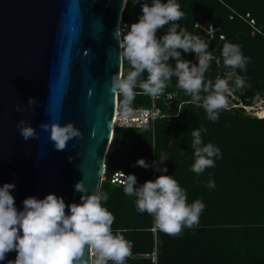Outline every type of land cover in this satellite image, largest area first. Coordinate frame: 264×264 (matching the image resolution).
<instances>
[{
    "label": "trees",
    "instance_id": "trees-1",
    "mask_svg": "<svg viewBox=\"0 0 264 264\" xmlns=\"http://www.w3.org/2000/svg\"><path fill=\"white\" fill-rule=\"evenodd\" d=\"M147 2L150 4L151 0ZM176 2L184 13L177 22L181 28L198 36L203 34L201 26L207 23L217 30L214 37L219 44L218 52L225 43H232L248 58L246 71L235 70L245 81L241 91H235L240 102L250 106L255 95H264V0ZM140 15V3L127 0L123 22L131 25ZM170 26L159 30L157 38ZM192 55L182 53V59L189 61ZM217 58L220 57L215 55L210 59L205 73V79L213 83L222 76L221 72L231 70L224 67L222 60L217 65ZM169 63L175 66L172 60ZM130 70L122 57V77ZM146 76L143 74L140 80ZM176 85L177 78L172 77L164 93L155 98L137 88L130 111L154 107L160 116L148 128L114 129L100 189L108 197L102 201L103 206L115 217L113 232L119 231L131 242L136 255H150L156 246V264H264V118L248 116L242 108H232L221 111L215 122L210 121L205 111L189 103L190 97ZM117 109L124 112L121 93L117 96ZM263 116L264 113L259 117ZM201 128L207 129L201 132L203 144L212 143L221 155L215 158L214 167L197 175L190 170L194 162L191 132ZM139 159L150 167L134 166ZM157 168L168 171L161 173ZM116 172L134 174L146 181L161 174L172 175L186 191L189 204L200 200L205 205L198 225L184 228L178 236L158 231L152 216L137 212L136 198L125 195L123 187L110 183ZM209 180L215 183L212 189L207 186ZM124 264L153 263L150 258L136 257L125 258Z\"/></svg>",
    "mask_w": 264,
    "mask_h": 264
},
{
    "label": "water",
    "instance_id": "water-1",
    "mask_svg": "<svg viewBox=\"0 0 264 264\" xmlns=\"http://www.w3.org/2000/svg\"><path fill=\"white\" fill-rule=\"evenodd\" d=\"M124 3L0 0V185H15L17 210L24 199L48 194L78 204V181L88 194L100 192L114 133L113 82L122 76L114 34ZM69 123L81 135L57 151L51 127ZM23 126L35 136L25 141ZM15 257L9 252L0 264ZM84 259H90L87 250Z\"/></svg>",
    "mask_w": 264,
    "mask_h": 264
},
{
    "label": "clouds",
    "instance_id": "clouds-1",
    "mask_svg": "<svg viewBox=\"0 0 264 264\" xmlns=\"http://www.w3.org/2000/svg\"><path fill=\"white\" fill-rule=\"evenodd\" d=\"M136 3L141 7L137 22L128 25L127 30L118 27L114 34L121 55L131 69L126 77L118 76L113 82V89L124 97V115L130 112L129 105L138 94L137 88L143 94L159 97L169 86L171 78L176 77V86L190 97L189 103L202 108L207 119L215 122L220 112L228 108L224 93L230 90L229 81L234 79L236 88L244 87L243 77L235 70L246 71L248 58L238 45L225 43L221 55L224 66L231 69L227 78L218 77L215 83L206 80L205 73L210 67L208 45L217 31L209 36L205 28L209 26L207 23L201 26L203 34L198 36L181 28L177 22L184 13L176 0H151L150 4L147 0H136ZM168 25L171 26L167 27L166 33L157 38V32ZM182 53L194 54L197 63L183 60ZM170 60L175 62L174 67ZM145 73L146 79L141 81L140 77ZM29 101L34 102V98L30 97ZM233 106L244 111L253 109L241 102ZM252 116L264 118L256 113ZM41 127L48 130L49 126ZM19 131L25 141L35 136L34 129L29 126L20 127ZM206 131L201 128L191 132L194 162L190 170L197 175L214 167L215 158L221 155L220 149L212 143L203 144L201 132ZM80 135L70 123L52 126L50 130V139L57 151H63L70 139ZM134 166L150 167L143 159L137 160ZM156 170L168 171L167 168ZM120 174L124 178L125 195L136 198L137 212L152 216L158 231L178 236L184 228L198 225L205 205L200 200L189 204L186 191L172 175L161 174L136 187L134 174ZM207 186L214 188V181L209 180ZM14 188V184L0 185V261L14 251L15 260L9 264H124L129 243L119 231L113 232L115 217L102 203L108 199L106 194L98 191L88 194L83 182L78 181L74 185V191L81 193L78 204L66 205L63 198L48 194L43 199H24L23 209L17 210L11 194ZM85 250L91 254L89 260L84 259Z\"/></svg>",
    "mask_w": 264,
    "mask_h": 264
},
{
    "label": "built area",
    "instance_id": "built-area-1",
    "mask_svg": "<svg viewBox=\"0 0 264 264\" xmlns=\"http://www.w3.org/2000/svg\"><path fill=\"white\" fill-rule=\"evenodd\" d=\"M125 4L126 1L124 3V7L122 8L121 11V17H120V21H119V28L120 29H124L127 30V26L129 25L128 23L123 22L122 20V15L125 9ZM250 23L253 24V21H251ZM120 92L117 91V94H119ZM151 98H153L151 96ZM160 116V112L158 109L156 108H152L150 110H134V111H130L129 114L127 116L124 115V112H120L117 110V107L115 109V115H114V119H113V128H117L120 126H128V127H137V128H148L150 126V124L156 120L158 117ZM139 118H141L140 120H138ZM112 140V138H111ZM110 140V141H111ZM109 147V145H108ZM122 172H116L114 173L111 177H110V183L117 185V186H121L123 187V177L121 176ZM124 174V173H123ZM105 175H106V167H104V171H103V181L105 180ZM124 175H129V174H124ZM137 178V184L136 187L141 186L146 180L140 177H136ZM154 234L156 233V229L153 228L151 230ZM129 243V254L126 258L128 259H133L136 257H144V258H150L151 262L153 264H156L157 262V248L156 246L154 247L152 253L150 255H136L133 253L132 250V243ZM91 257V254H90Z\"/></svg>",
    "mask_w": 264,
    "mask_h": 264
},
{
    "label": "rangeland",
    "instance_id": "rangeland-1",
    "mask_svg": "<svg viewBox=\"0 0 264 264\" xmlns=\"http://www.w3.org/2000/svg\"><path fill=\"white\" fill-rule=\"evenodd\" d=\"M205 28H207V30L209 31V36L213 33V31H217L211 25H209L208 27H205ZM218 38H219L220 41H222V39H223L222 36H219ZM215 40H216V38L214 37L212 39V41H211V44L208 45V51L210 53V57L209 58L212 59V58H214L215 55L219 56L220 58H217L216 64L217 65H221V60L223 62L222 55H221L222 48H221V52L217 51V49L219 47V44L216 43ZM189 61L192 64H196L197 63V60H196V57H195L194 54L192 55V58ZM221 75L222 76L220 78H227V73L221 72ZM229 86H230V90L226 91L224 93V95L227 97V101H228V108L227 109H232L234 107L233 104H237V103L240 102V99L235 94V91H238L240 88H236L235 87V84H234L233 80L229 81ZM240 91H241V89H240ZM167 98L170 99V97H167ZM250 105L252 106L251 108H253V109L254 108L259 109L261 106H264V95H255V97L251 100ZM247 111H245V114L248 115V116L253 117L252 115L255 112L252 109H248V108H247ZM256 115H257V113H256Z\"/></svg>",
    "mask_w": 264,
    "mask_h": 264
},
{
    "label": "bare ground",
    "instance_id": "bare-ground-1",
    "mask_svg": "<svg viewBox=\"0 0 264 264\" xmlns=\"http://www.w3.org/2000/svg\"><path fill=\"white\" fill-rule=\"evenodd\" d=\"M126 0H124V2H125ZM122 77V76H121ZM255 113H257V116H260L261 114H263L264 113V106H261L259 109H256V108H254V109H252ZM114 126V125H113Z\"/></svg>",
    "mask_w": 264,
    "mask_h": 264
}]
</instances>
